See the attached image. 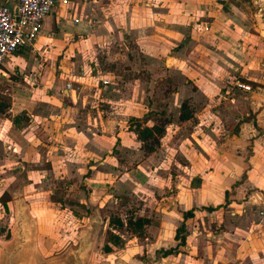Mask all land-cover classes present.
<instances>
[{
    "label": "crops",
    "instance_id": "obj_1",
    "mask_svg": "<svg viewBox=\"0 0 264 264\" xmlns=\"http://www.w3.org/2000/svg\"><path fill=\"white\" fill-rule=\"evenodd\" d=\"M3 2L15 6V0ZM257 4H263L264 15V0H55L36 39L7 55L0 65V219L22 196L21 189H16L21 176L49 178L48 167L57 163L66 168L79 166L72 177L80 176L88 201L96 198L101 205L107 204L109 196L121 200L127 191L140 190L143 196L163 189L165 177L159 166H154L158 162L146 155L135 164L123 161L107 154V132L96 137V110L91 102L104 94L96 84L97 78L85 72V60L98 50L107 54V48L116 45L121 53H131L133 43L152 75L166 73L165 82L172 85L166 100L175 96L184 98L181 103L188 98L199 102V108L188 107L190 117L183 120L218 117L219 108H213L220 101L217 87L225 82L233 66L259 89L243 90L235 99L221 102L235 118L237 128L217 147L216 171H205L194 187L190 186V177L174 194L178 204L167 208L161 219L174 215L180 220L172 218L179 224L171 233L174 244L170 246L187 249L179 250L181 256L175 255L174 249L167 255L161 253L157 263L264 264V32L262 15L255 9L250 11ZM258 38L261 44L257 46ZM55 69L60 70L57 75ZM77 69L82 74H77ZM107 77L103 76L109 80L106 86L111 81ZM154 77L158 76H151V84L162 78ZM242 84L250 89L245 82ZM156 94L126 92L120 99L133 112L132 117L146 118L162 112L166 117L163 110L153 109L159 100ZM244 114L249 118L245 119ZM136 128L134 125L132 129ZM137 132L135 141L147 140H140ZM15 162L39 166L46 174L28 167L21 172L15 169L10 172L13 175L9 183L5 175ZM213 190L215 195L211 196ZM226 190L230 192L227 197ZM188 209L193 213L183 220L182 212ZM128 214L148 218L145 226L151 223L146 214ZM213 216L216 222H211ZM86 218L85 224L92 220L93 227L96 218ZM197 218L205 224L216 223L211 232L215 242L202 243L201 236L195 237L192 230L185 243L179 244L174 238L177 226L184 221L187 227Z\"/></svg>",
    "mask_w": 264,
    "mask_h": 264
},
{
    "label": "rangeland",
    "instance_id": "obj_2",
    "mask_svg": "<svg viewBox=\"0 0 264 264\" xmlns=\"http://www.w3.org/2000/svg\"><path fill=\"white\" fill-rule=\"evenodd\" d=\"M259 7H262V10H259ZM253 10L260 13V16L262 15L264 32L263 4L252 6L250 11ZM260 44L261 39L258 38L257 46ZM131 45L133 47L131 53H121L119 46L116 45L107 48V54L98 50L97 53L87 56L85 60V72H91L90 74L97 78L96 84L103 88L104 94L94 97L91 102L96 110V137L100 138L107 132V154L122 158L123 161L127 160L128 163L135 164L138 159L146 155L152 161L158 162L154 166H159L161 174L165 177L163 189L159 193L155 190L146 192L143 196L140 195V190L137 193L127 191L126 194L121 195V200H114L112 196H109L107 204L101 205L97 203L96 198H90L89 201L92 203H89V196L80 176L72 177L79 166L69 165L66 168L59 163L49 166V178L37 175L36 179H27L26 176H21L16 189H21L22 196L17 198L19 201L15 205L12 204L10 210L6 211L7 213L0 219V264H3V249H11L17 240H21L18 238L19 233L27 241L23 244L19 254V264H74L75 251L78 249H80V255L86 257L84 264H158L157 258L164 249L172 247L177 256H181L178 254L179 250L186 252L187 247L185 246L181 249L170 246L171 233L179 224V222L173 223L172 218H177L169 215L162 220L161 217L167 214V208L169 210L176 203L178 204V198L173 196L181 191L180 186H185V182L190 177L192 178L190 186L194 187L201 182L199 176L205 174V171H216V158L219 155L216 151L217 147L226 140V135L230 137L237 128L235 118L227 113L225 103L221 102L231 98L235 99L237 93L243 90L251 92L255 89L258 92L259 89L246 81L244 75L239 74L233 66L229 69L225 82L217 87L216 94L220 101L213 108H219L218 117L213 116L206 119L204 116H195L188 120H181L178 117L179 106L181 99L184 98L178 97L177 99L174 96L169 101L166 100L165 97L172 89V85L167 86L165 82L166 73L158 71L152 75L144 66L141 52L135 49L133 43ZM258 58H262V55ZM59 71L55 69L54 73L57 75ZM76 71L77 74H82L81 69ZM104 75L110 76L107 78L111 79L107 86L102 82ZM224 75L227 76V73ZM151 76L162 78L158 83L151 84ZM244 82L250 86L249 90L240 87L239 84ZM135 91L142 92L143 95L151 91L153 94L157 93L159 100L153 109L163 110L167 116L165 117L163 112L150 114L146 118L130 116L133 112L126 109L125 102L120 98L126 92L135 93ZM224 96H226L225 99H223ZM109 97L111 99H108ZM185 104L187 107H200L199 102L194 99L188 98ZM214 104L215 102L211 101V105ZM98 110H101L100 113ZM244 118L248 119V114H244ZM151 124H163V132L158 137L147 138L143 141L144 143L138 141V145L134 136L139 129L133 130L132 128L134 125L143 127ZM104 128H107V131H104ZM120 128L123 131H120ZM108 135L110 140H108ZM116 138L118 141L115 140ZM113 145L115 147L112 149ZM228 155H224V160ZM29 165L24 162L13 163L5 175V180L11 183L10 179L13 174L10 172L15 169L19 172L21 169L25 171L27 167L36 173L46 174L39 166ZM57 175L63 176L57 177ZM17 176L19 175L16 174V178ZM213 185L215 186V183ZM152 186L157 187L155 184ZM169 188L173 190L170 191ZM80 189H84L85 192H80ZM215 191H212L211 196L215 195ZM212 198L215 201L214 197ZM130 211L150 217L151 223L145 226L141 233H134L119 228L116 224H109V217L120 216L125 219L126 213ZM90 215L96 218L93 221V227L90 226L92 220L88 225L85 224L86 216ZM213 217L211 222H216L217 217ZM201 220L202 218H197L196 222H191L185 227L184 236L192 234L193 230L195 237L201 236L202 243H214L215 238L211 232L213 233L216 228V223L215 225L214 223L205 224ZM195 225L198 226L192 229ZM104 244L110 246L109 251L104 250ZM171 244H174V241Z\"/></svg>",
    "mask_w": 264,
    "mask_h": 264
},
{
    "label": "built area",
    "instance_id": "obj_3",
    "mask_svg": "<svg viewBox=\"0 0 264 264\" xmlns=\"http://www.w3.org/2000/svg\"><path fill=\"white\" fill-rule=\"evenodd\" d=\"M54 2L55 0H15V6L10 7L0 0V65L7 55L36 39L42 21L51 12ZM102 82L108 83L109 80L103 78ZM239 85L244 89L248 87L242 83Z\"/></svg>",
    "mask_w": 264,
    "mask_h": 264
},
{
    "label": "trees",
    "instance_id": "obj_4",
    "mask_svg": "<svg viewBox=\"0 0 264 264\" xmlns=\"http://www.w3.org/2000/svg\"><path fill=\"white\" fill-rule=\"evenodd\" d=\"M179 119H187L190 117L188 107L186 106L185 102L183 101L180 106V113L178 115ZM138 132H137V137L140 140H145L147 138H150L154 136V134L160 135L163 130L164 126L163 124H152L151 126H144V127H138L137 126ZM151 149V148H150ZM236 183V181L234 182ZM230 194L229 190L225 191V197H227ZM209 209H213L211 206H207ZM192 209H188L182 212V217L183 220L186 219L187 217H190L192 215ZM149 222V219L146 217L142 216H135L133 214H128L126 215L125 222L120 218V216H113L112 218L109 217V224H116L119 228H122L124 230H129L132 232H138L141 233L142 230L144 229L145 224ZM185 229V224L184 221L180 223L179 226L175 229V234L174 238L178 239L179 244H184L185 243V236L183 234V231ZM103 248L105 251L110 250V246L108 244H104ZM173 251V248H168L162 250V255H167Z\"/></svg>",
    "mask_w": 264,
    "mask_h": 264
},
{
    "label": "water",
    "instance_id": "obj_5",
    "mask_svg": "<svg viewBox=\"0 0 264 264\" xmlns=\"http://www.w3.org/2000/svg\"><path fill=\"white\" fill-rule=\"evenodd\" d=\"M23 237L24 236H21V233H19L18 238H21V240H17L11 249H3V264H19L18 258L22 246L27 243ZM85 260L86 257L80 255V249L76 250L74 264H84Z\"/></svg>",
    "mask_w": 264,
    "mask_h": 264
}]
</instances>
